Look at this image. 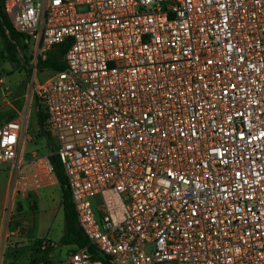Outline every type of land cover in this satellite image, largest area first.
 Wrapping results in <instances>:
<instances>
[{
	"label": "built area",
	"instance_id": "1",
	"mask_svg": "<svg viewBox=\"0 0 264 264\" xmlns=\"http://www.w3.org/2000/svg\"><path fill=\"white\" fill-rule=\"evenodd\" d=\"M4 12L41 50L68 46L33 87L57 144L28 157L27 112L0 120L12 177L0 264L26 234L15 196L56 183L54 155L94 250L54 260L58 242L34 239L35 264H264V0H5Z\"/></svg>",
	"mask_w": 264,
	"mask_h": 264
},
{
	"label": "rangeland",
	"instance_id": "2",
	"mask_svg": "<svg viewBox=\"0 0 264 264\" xmlns=\"http://www.w3.org/2000/svg\"><path fill=\"white\" fill-rule=\"evenodd\" d=\"M16 56L17 61L10 60L8 51L4 48L2 40L0 39V116L12 117L15 115L14 109L17 108L20 111L27 112L26 119V133L30 136L31 141L26 145V151L28 157L31 156V152L36 150L39 154H44L52 149V146L57 144V140L54 136L48 135L47 131L39 126L38 122V100L33 87L35 81H38L40 76L39 72L42 69L39 66L38 56L43 55L46 50H41L38 44L33 40L29 39L26 43L20 42L16 45ZM36 76L34 81V74ZM9 101L10 103H8ZM15 107V108H14ZM34 169V165H25L21 170L30 171ZM54 192L56 195L60 193V183L56 182ZM6 189V181L4 176H0V230L6 223L9 205L6 207L7 210L4 212L5 198L4 192ZM46 188H42L39 191H43ZM54 189V188H53ZM45 191V190H44ZM31 197H17L19 200L17 207L13 205V214L11 216L12 228L17 227V223L21 221L22 217L26 213L38 211L35 209V204H32L31 198H36L34 192L30 193ZM59 197V196H58ZM99 197H97V200ZM59 206L62 204V199L58 198ZM41 209L42 207L39 206ZM40 219L43 221L46 229L50 228V231L46 234V238H51L54 241L59 242L64 233V213L61 207L44 212L41 211ZM43 216L44 219H43ZM27 238V234L24 235ZM15 242H23L20 237L15 238ZM74 248L72 245H59L57 250L54 252V260H58L65 257L67 252ZM9 249H6L5 256L9 255ZM34 255V254H32ZM33 257V256H32ZM26 263L25 255L18 258V264Z\"/></svg>",
	"mask_w": 264,
	"mask_h": 264
},
{
	"label": "trees",
	"instance_id": "3",
	"mask_svg": "<svg viewBox=\"0 0 264 264\" xmlns=\"http://www.w3.org/2000/svg\"><path fill=\"white\" fill-rule=\"evenodd\" d=\"M4 1L5 0H0V39L2 40L4 48L10 55V60L17 61L16 45H19L20 42L26 43L30 39V36L17 31L13 27L12 22L5 15ZM67 46L68 43H62L46 50L43 55H39V66L42 69L62 70L65 67L63 56L66 52ZM38 122L39 126L44 129V115L40 110L38 111ZM48 135L50 134L48 133ZM52 161L55 167L57 179L61 186L65 222L64 233L58 244L76 245L78 247H84L88 245L90 250H94V248L90 245L87 236L79 226L77 213L70 191L67 187V180L60 158L57 155H54L52 156ZM36 261L37 258L34 260V264Z\"/></svg>",
	"mask_w": 264,
	"mask_h": 264
},
{
	"label": "crops",
	"instance_id": "4",
	"mask_svg": "<svg viewBox=\"0 0 264 264\" xmlns=\"http://www.w3.org/2000/svg\"><path fill=\"white\" fill-rule=\"evenodd\" d=\"M52 71H55V70L45 69L42 72H39L40 76L38 78V81L42 80L44 75H50ZM39 74H37V73L34 74V81H35L36 76H38ZM35 83H36V81H35ZM7 102L10 103L9 101H7ZM14 111H15V115H16L17 111H20V110L15 108ZM20 112H23V111H20ZM6 118H8V117L0 116V120L6 119ZM0 176H4L5 181H6V189L4 192V198H5L6 204L4 205V208H3L4 212H6V210H7L6 207L8 205H9V207L11 206L12 177H11V174L9 173L8 170H5L4 172H2ZM56 179H57V176H56ZM56 182H59L58 179ZM55 184L44 187L46 189H44L45 191L43 190L42 192L39 190L33 191L34 194L36 195L35 196L36 198H31L32 199L31 203L35 204V209H36V211H38V213L36 214L35 212H29V213H26L25 215H23L22 217L20 216V219L21 218L22 219L19 223H22V222L26 223V226L24 228L26 230L27 238H24V239L21 238L23 242H18V244H16L15 247H8L7 248V249H9L8 250L9 255H7V256L4 255L5 264H18V258L22 255H25V257H26V263H24V264H34V260L37 258L40 251L38 250V247L33 246L32 242L34 241V239H40V238L48 237V236H46V234L48 233V231H50V228L46 229L43 221L40 219V217H42L40 210L46 212V211H48V209H50V210L56 209L57 210V208H59V207H61V209L63 210V204H60V206H59V202H58V198L60 199V197H61V199H62L61 186H60L59 195H56V192H54V190H56ZM17 197H20V196H15V199H14L15 203H16V201L19 202V200H17ZM27 197H31V194ZM27 197H25V198H27ZM39 206H41L42 208L40 209ZM63 213H64V210H63ZM44 217L45 216H43V219H44ZM3 227H4V225H3ZM2 231H3V228H2V230H0V238L2 236ZM23 237H24V235H23ZM72 246L74 248H76V245H72ZM32 254H34V255H32Z\"/></svg>",
	"mask_w": 264,
	"mask_h": 264
}]
</instances>
